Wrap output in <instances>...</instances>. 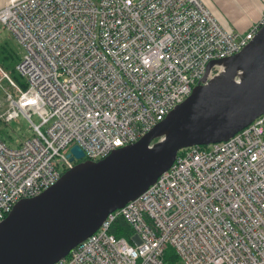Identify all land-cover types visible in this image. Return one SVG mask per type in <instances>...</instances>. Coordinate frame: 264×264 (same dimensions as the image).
Instances as JSON below:
<instances>
[{
    "label": "built area",
    "instance_id": "built-area-1",
    "mask_svg": "<svg viewBox=\"0 0 264 264\" xmlns=\"http://www.w3.org/2000/svg\"><path fill=\"white\" fill-rule=\"evenodd\" d=\"M16 73L0 68L8 108L33 134L0 138V222L73 165L136 143L200 84L210 62L239 53L264 25H222L202 0H8ZM33 115L39 124L31 121ZM127 229L121 237L115 229ZM264 264V114L227 141L182 149L141 195L55 264Z\"/></svg>",
    "mask_w": 264,
    "mask_h": 264
},
{
    "label": "water",
    "instance_id": "water-1",
    "mask_svg": "<svg viewBox=\"0 0 264 264\" xmlns=\"http://www.w3.org/2000/svg\"><path fill=\"white\" fill-rule=\"evenodd\" d=\"M214 66L221 72L210 76ZM264 114V25L239 53L209 63L188 98L136 143L78 161L40 195L17 202L0 222V264H55L116 210L167 171L180 150L227 141Z\"/></svg>",
    "mask_w": 264,
    "mask_h": 264
},
{
    "label": "crops",
    "instance_id": "crops-1",
    "mask_svg": "<svg viewBox=\"0 0 264 264\" xmlns=\"http://www.w3.org/2000/svg\"><path fill=\"white\" fill-rule=\"evenodd\" d=\"M7 1L0 0V10ZM202 1L222 25L238 32L247 31L264 13V0H221L220 8L215 6L213 0Z\"/></svg>",
    "mask_w": 264,
    "mask_h": 264
},
{
    "label": "rangeland",
    "instance_id": "rangeland-1",
    "mask_svg": "<svg viewBox=\"0 0 264 264\" xmlns=\"http://www.w3.org/2000/svg\"><path fill=\"white\" fill-rule=\"evenodd\" d=\"M220 1L221 0H218L216 2L215 0H213V3L215 4L216 7L220 8L221 5ZM15 45L16 44L14 42L13 36L2 25H0V49L1 48L5 49V47L13 46L15 52V50L17 49ZM12 68L13 67H10V69H8L6 73L10 78L11 76L17 77L18 74L14 72ZM221 70L222 68L220 66H214V68L211 71V75L217 74L221 72ZM18 77L19 79H21L19 75ZM7 87H8L7 82L3 80L0 84V119H1V115H3L5 110L8 108V102L5 99V93H4V90H6ZM31 121L35 124H39L40 122V120L36 115H33ZM1 126L3 127H2V131H0V136L10 146L17 145L19 141L33 134L30 122L23 115H20L19 118L9 122L7 125L2 123Z\"/></svg>",
    "mask_w": 264,
    "mask_h": 264
},
{
    "label": "trees",
    "instance_id": "trees-1",
    "mask_svg": "<svg viewBox=\"0 0 264 264\" xmlns=\"http://www.w3.org/2000/svg\"><path fill=\"white\" fill-rule=\"evenodd\" d=\"M13 54H14L13 46L5 47V49H2V48L0 49V68L4 70L5 73L8 69H10V67H13L12 70L16 72L14 68ZM11 79L15 81V83L19 84L21 87L23 88L25 87V83L23 79L22 78L19 79L18 75L17 77L11 76ZM2 123L6 125L8 124L0 120V131H2V127H3L1 126ZM0 138L3 141H5L1 136ZM124 232H127V229L118 228L113 231L116 237H121ZM164 263L165 264H181L174 250L170 247H168L164 253Z\"/></svg>",
    "mask_w": 264,
    "mask_h": 264
},
{
    "label": "flooded vegetation",
    "instance_id": "flooded-vegetation-1",
    "mask_svg": "<svg viewBox=\"0 0 264 264\" xmlns=\"http://www.w3.org/2000/svg\"><path fill=\"white\" fill-rule=\"evenodd\" d=\"M215 74H213V75H211V73H210V76H214ZM75 163V162H74ZM74 163H71V165H73Z\"/></svg>",
    "mask_w": 264,
    "mask_h": 264
}]
</instances>
